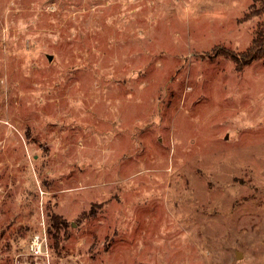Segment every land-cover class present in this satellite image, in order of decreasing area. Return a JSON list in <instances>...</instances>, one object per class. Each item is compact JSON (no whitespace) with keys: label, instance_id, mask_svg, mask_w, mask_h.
Listing matches in <instances>:
<instances>
[{"label":"rangeland","instance_id":"obj_1","mask_svg":"<svg viewBox=\"0 0 264 264\" xmlns=\"http://www.w3.org/2000/svg\"><path fill=\"white\" fill-rule=\"evenodd\" d=\"M257 8L0 0V264H264Z\"/></svg>","mask_w":264,"mask_h":264},{"label":"built area","instance_id":"obj_2","mask_svg":"<svg viewBox=\"0 0 264 264\" xmlns=\"http://www.w3.org/2000/svg\"><path fill=\"white\" fill-rule=\"evenodd\" d=\"M38 233L32 234L26 243V252L23 259H14L13 264H51V254L49 250L46 228L44 223L40 224ZM21 258V257H20Z\"/></svg>","mask_w":264,"mask_h":264},{"label":"trees","instance_id":"obj_3","mask_svg":"<svg viewBox=\"0 0 264 264\" xmlns=\"http://www.w3.org/2000/svg\"><path fill=\"white\" fill-rule=\"evenodd\" d=\"M254 7L256 6L258 14H264V0H253ZM255 46L253 48V53L249 57L250 59H258L260 56L264 55V46L262 43H260V40L255 39ZM61 223H59L56 218H51L49 220L48 227H46V233L49 237V234H51L52 230H56V232L60 231L61 227L59 226ZM34 233V232H33ZM57 235H55L56 237Z\"/></svg>","mask_w":264,"mask_h":264},{"label":"water","instance_id":"obj_4","mask_svg":"<svg viewBox=\"0 0 264 264\" xmlns=\"http://www.w3.org/2000/svg\"><path fill=\"white\" fill-rule=\"evenodd\" d=\"M240 255H239V253L238 252H236V258H238Z\"/></svg>","mask_w":264,"mask_h":264}]
</instances>
